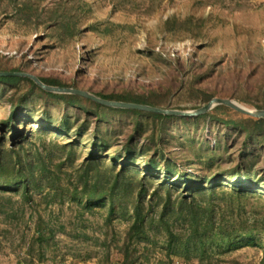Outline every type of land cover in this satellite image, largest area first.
<instances>
[{
	"label": "rangeland",
	"instance_id": "374dc122",
	"mask_svg": "<svg viewBox=\"0 0 264 264\" xmlns=\"http://www.w3.org/2000/svg\"><path fill=\"white\" fill-rule=\"evenodd\" d=\"M24 1L0 0L1 71L59 79L96 96L158 87L183 111L205 105L213 92L248 109L257 108L242 99H264L247 90L262 78L264 0H38L31 17L19 11ZM169 19L179 20L176 32L166 30ZM65 23L79 33L61 41L56 33L75 31ZM13 104L19 107L10 120ZM208 112L162 125L130 113L98 120L26 81H0V147L18 151L30 174L25 193L22 184L0 182V264H264V130L248 135L227 124L250 116L225 105ZM164 155L215 187L193 195L214 206L218 224L239 235L253 231L254 240L222 234L199 255L169 247L158 223L146 224L142 240L129 236L140 184L148 221L188 195L161 169ZM122 169L134 179L113 213L107 200H75L85 174L104 178Z\"/></svg>",
	"mask_w": 264,
	"mask_h": 264
},
{
	"label": "trees",
	"instance_id": "16d2710c",
	"mask_svg": "<svg viewBox=\"0 0 264 264\" xmlns=\"http://www.w3.org/2000/svg\"><path fill=\"white\" fill-rule=\"evenodd\" d=\"M38 0H25L19 11L25 12L26 16H37L38 12ZM39 13V12H38ZM28 18V17H27ZM179 20H171L166 21V29L168 32H176L174 31V22H178ZM187 22L186 24H188ZM76 24V23H74ZM197 22L194 20L190 23V28H193ZM67 30H74V33H69L67 35L65 32L56 33L55 37L59 38L61 41L67 38L71 40L75 38L77 33H79L78 27L71 26L70 23H65L63 25ZM190 31L193 32L192 29ZM67 40V39H65ZM249 65V64H248ZM180 67V66H178ZM0 72H8V73H21L19 70L12 71H1ZM260 72L262 73V78L259 80L258 86L253 85L252 88H247L250 93H253L256 89V96L264 97V64L261 66ZM213 73V70L207 73L206 79L209 78ZM205 76V75H204ZM39 78V77H38ZM197 76L194 78L196 79ZM43 83L49 86L62 87L66 88L70 85L64 83V81L54 78H39ZM0 81L3 83L14 85L20 81H26L30 83L34 87H38L43 93H46L55 97H62L64 101L72 106H78L82 109L86 114L96 115L98 120L106 119L109 115H114L116 113H130L133 115V119L138 121L139 116L146 115L154 120H159L160 125L162 122H165L171 116L163 115L159 113H152L138 109H121V108H112L101 105L97 102H94L88 98L76 95V94H53L47 91H44L41 87H39L32 79L24 76L18 75H5L0 76ZM74 86L73 88H75ZM169 88V86H168ZM169 90V89H168ZM170 91V90H169ZM169 91L167 94H169ZM171 92V91H170ZM215 93H210L207 95L202 102L207 103L210 99L215 97ZM230 95V94H229ZM102 99L109 101H120L127 103H135L141 105H149L153 107L163 108V109H181L185 110L186 108L181 107H173L169 105V102L164 100L167 97L160 91L158 87H149L147 88V94L144 92L136 93L134 91L128 90L123 93H112L108 95H98ZM226 96V94H225ZM241 101L246 102L248 104L253 105L257 109H264V99H255L252 101L250 98L242 99ZM19 105H14L11 110L10 120L12 117L17 115V109ZM202 116L212 117L210 112L202 114ZM216 118V117H213ZM135 123V131L138 132L139 122ZM227 124H231L233 127L244 130L248 135L252 133L261 132L264 130V119H255V118H241L236 121H228ZM12 150V151H11ZM10 151H4L0 147V182L6 185H14V184H22V188L24 193L28 189L29 184V176L27 166L23 165L21 157L19 153H17L14 149ZM128 152H131V148L128 149ZM16 154V155H15ZM162 165L161 169L165 172V174L174 180H178L180 187L185 189V192L188 194L186 197L179 198L178 200H174L173 202L166 203L157 217L158 222H154L151 218V221L146 219V213H144L143 202L145 200L146 189L140 184L141 188H139L136 197L133 199L132 206L134 208V212L132 215V224L130 225L129 236L131 234L136 233L138 239L142 240L144 237V228L146 224L158 223L163 225L165 233L169 237V247H173L175 250H192L194 252H198L199 255H206L208 250L214 246L216 240L223 234L228 240H239L240 237L246 236L249 238V241L254 240L253 231H247L242 233V235L237 234L238 230L235 232L233 230L229 231L225 227H222L218 224L216 219V211L214 210V206L209 204V202L199 200L198 197L193 195L194 192L200 191V196L205 193V191L212 192L214 190V186L208 187L207 181L202 182L199 178L197 172L192 171H184L180 168V164L176 163L174 159L171 157H162ZM148 165L155 167L156 164L152 163V161H148ZM158 166V165H157ZM178 171L179 174L177 176H173L174 172ZM128 172V171H127ZM130 175H135L138 172L129 171ZM83 186L82 192L80 196L75 197L79 203L85 202L86 206H92L94 202H103L105 200L108 201L109 204V212L113 213L115 210L116 196L125 192L130 188L132 183V177H127L126 171L122 169L121 171H117L109 176L104 178H99L97 176H89L84 175L83 177ZM211 197V195H210ZM170 199V198H168ZM175 204V206H174ZM171 219L175 222V225L171 223ZM181 221L182 226L178 228L175 227L177 222ZM177 228V229H175ZM44 236L39 231L37 239L42 243Z\"/></svg>",
	"mask_w": 264,
	"mask_h": 264
},
{
	"label": "water",
	"instance_id": "95a60500",
	"mask_svg": "<svg viewBox=\"0 0 264 264\" xmlns=\"http://www.w3.org/2000/svg\"><path fill=\"white\" fill-rule=\"evenodd\" d=\"M5 75H18V76L28 77L32 79L39 87H41L45 91H48L51 93H57V94H76V95L88 98L101 105L112 107V108L138 109V110H143V111L152 112V113H159V114L169 115V116H181V117L192 116L193 117V116H199V115L205 114L217 105H225L238 112H241L242 114L248 115L250 117L264 119V109H248L244 106L237 104L235 101H232L226 98L214 97L209 102H207L205 105L197 109H194V110H189V111L188 110L187 111L170 110V109H162L158 107H153L149 105H141V104H135V103L120 102V101H109V100L102 99L87 91L49 86L43 83L37 76L28 74V73L0 72V76H5Z\"/></svg>",
	"mask_w": 264,
	"mask_h": 264
}]
</instances>
